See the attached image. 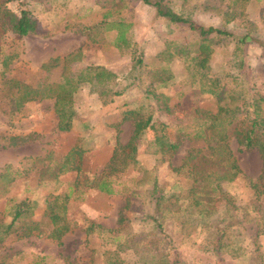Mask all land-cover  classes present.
I'll return each instance as SVG.
<instances>
[{
	"label": "rangeland",
	"instance_id": "obj_1",
	"mask_svg": "<svg viewBox=\"0 0 264 264\" xmlns=\"http://www.w3.org/2000/svg\"><path fill=\"white\" fill-rule=\"evenodd\" d=\"M160 1L197 24L217 26L235 38L244 36L235 52V38H212L206 78L218 79L223 89L241 97L260 95L264 103V0ZM5 7L15 14L27 9L36 26L34 33L16 36L6 30L0 36V171L7 165L0 177V223L9 219L10 201L24 199L32 206L27 219L40 231L3 241L1 264H264V191L254 196L248 187L260 173L261 161L255 149L236 151L231 138L228 146L239 172L220 180L218 189L210 192L211 208L204 219L188 206L191 181L179 168L200 143L182 139L173 153L162 154L148 127L136 140L135 162L111 176L113 193L86 186L106 162L115 129L120 143L131 133L129 120L115 126L122 103L141 106L154 126L165 124L164 132L171 137L178 129L192 131L200 123L194 108L215 110V98L200 90V83L206 88L209 81L192 76L183 53H175L176 45L192 53L196 45L191 30L157 16L140 0H8ZM105 12L109 20L130 23L127 36L134 43V55L142 59V69L131 68L130 48L117 51L112 46L114 31L100 24ZM88 65L112 72L114 78L103 87L120 92L107 101L98 95L102 86L81 83L72 97L75 114L69 130H56L52 99L13 106V82L38 89ZM159 67L171 78L162 87H151L148 69ZM237 97L229 108L236 114L243 110ZM246 125L244 121L238 128ZM76 139L88 147L79 171L54 176L56 164ZM153 188L163 195L157 216L160 231L147 217L153 214ZM63 192L68 194L65 217L70 230L57 243L45 236L43 200ZM88 222L99 227L86 237Z\"/></svg>",
	"mask_w": 264,
	"mask_h": 264
},
{
	"label": "trees",
	"instance_id": "obj_2",
	"mask_svg": "<svg viewBox=\"0 0 264 264\" xmlns=\"http://www.w3.org/2000/svg\"><path fill=\"white\" fill-rule=\"evenodd\" d=\"M8 0H0V36L8 30L16 36H23L28 33L35 32L36 21L31 13L24 8L18 10L15 14L5 7ZM142 3L153 7L157 16L162 17L168 22L183 24L195 35V48L185 50L183 45H176L175 53H183L184 60L187 62L189 69L196 73L197 78L208 80V86L203 88L200 83V90L206 92L215 98V110H202L194 108V113L198 117L200 123L192 131L178 129L172 137L164 132L165 124L158 122L154 126L151 121L150 113H142L141 106L125 107L126 103H122L123 109L119 112V121L115 126L125 120H129L132 125L131 133L126 142L120 143L117 137L118 129H115L114 141L111 145L110 152L106 162L103 164L101 171L86 181V186L94 188L104 194L114 192L111 176L115 173L122 172L128 164L135 162L134 155L136 151V140L145 127L153 132V141L156 145V151L162 154H171L175 151L178 143L182 139L197 141L200 146L193 148L182 160L179 168L184 169L186 176L190 179L189 202L188 206L194 207L196 214L200 219L208 216V210L211 203L207 199L211 191H216L220 180H229L239 171L235 158L228 146V140L231 138L235 142L236 151H244L255 149L260 161L261 170L256 180L249 181L248 187L252 189L254 196L260 195L264 191V103L263 97L248 93L241 97L239 93H233L229 89H223L218 83V79H207V61L212 51L210 42L213 37H231L235 38L230 32L217 26H203L195 23L186 16L177 14L161 4L160 0H140ZM239 3L245 0H238ZM107 12V11H106ZM101 15L100 24L103 30H113L114 34L111 40L112 46L117 51L125 49L131 50V68L142 69L144 67L139 54L134 55V43L127 36L129 22H125L120 18L107 19V13ZM239 14V13H236ZM235 15V14H234ZM244 36L235 38V50L243 43ZM148 72L152 78L149 85L162 87L169 83L171 74L164 67L149 68ZM114 78V74L102 66H85L75 75L63 74L61 80L56 83H42L38 89H31L25 85L13 82L15 90L11 93L13 106L19 108L24 102L34 99H52V111L55 115V128L57 131L69 130L72 118L75 114L73 108V94L81 83H89L94 87L105 86L104 82ZM148 85V86H149ZM152 90V89H150ZM145 88L146 94L151 91ZM120 92L113 91L103 87L98 95L110 100L112 95ZM107 93H110L107 95ZM107 96V97H105ZM154 98L155 95L152 94ZM237 96L241 98L240 106L243 110L235 113L236 110H230L231 102L237 100ZM246 96V97H245ZM104 100V99H102ZM236 109L237 107L234 106ZM247 122L246 127L238 128V124ZM76 139L74 144L62 155L60 161L56 164L54 176L68 171L78 172L80 168V160L82 153L87 149ZM195 160L191 162L192 159ZM7 165L0 171V177L4 176ZM12 177L7 179L11 181ZM153 188L149 192V199L152 201L153 214L147 215L152 221L153 227L161 230V224L158 221L160 214V203L163 195L154 191ZM68 194L63 192L56 195H48L43 200L42 214L45 216L48 229L45 232L46 238L60 243L61 237L70 230L66 221V200ZM7 222L0 223V244L9 236L15 238L26 237L34 231H40L37 223L29 220L32 206L27 200L21 199L10 201L7 207ZM158 216V217H157ZM27 219V220H26ZM95 227L98 225L88 222L84 227V235L89 237L94 234ZM259 230V226L257 232ZM108 231H111L110 229ZM217 251L219 246H212ZM176 264L168 262L166 264ZM1 264V262H0ZM68 264V263H66ZM106 264H115L106 263Z\"/></svg>",
	"mask_w": 264,
	"mask_h": 264
}]
</instances>
